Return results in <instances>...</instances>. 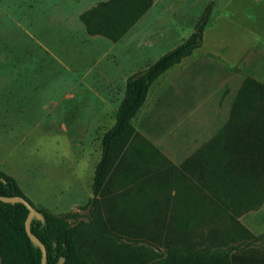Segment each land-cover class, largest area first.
I'll use <instances>...</instances> for the list:
<instances>
[{"label": "rangeland", "instance_id": "1", "mask_svg": "<svg viewBox=\"0 0 264 264\" xmlns=\"http://www.w3.org/2000/svg\"><path fill=\"white\" fill-rule=\"evenodd\" d=\"M100 1L0 0V171L36 209L88 221L102 139L115 125L127 79L187 40L209 10L201 47L153 83L133 120L123 161L139 165L122 166L103 201L144 229L162 214L171 222L174 207L183 216L193 207L199 240L232 243L229 232L244 228L263 234L264 191L233 192L237 201L260 198L252 208L226 210L207 193L196 208V179H182L180 170L229 122L245 78L264 84V0L153 3L118 42L89 36L80 21ZM131 146L149 153L148 162L132 156ZM152 171L168 173L169 187L154 184Z\"/></svg>", "mask_w": 264, "mask_h": 264}, {"label": "trees", "instance_id": "2", "mask_svg": "<svg viewBox=\"0 0 264 264\" xmlns=\"http://www.w3.org/2000/svg\"><path fill=\"white\" fill-rule=\"evenodd\" d=\"M152 5L153 0H109L84 12L81 20L89 34L118 42ZM209 21L208 10L187 40L127 79L115 125L102 139V157L95 168L94 198L88 221H80L76 214L75 223H71L37 209L43 220L34 217L31 230L47 248V264H61V259H64L63 264H233L230 257L233 251L264 245V233L256 236L245 228L241 232H229L232 243L219 239L213 243L211 235L199 240L190 225L195 215L193 207L185 212L186 221L180 213L182 210L174 207L171 222L166 224V215L162 214L154 226L144 229L130 226L125 212H119L113 209L112 203L103 201L116 172L125 164L133 169L140 163L139 160L125 163L123 155L135 138L133 120L144 106L151 86L201 47ZM131 148L132 156L148 162L149 153L135 146ZM152 172L154 184L169 187L168 173ZM180 176L196 179V208L206 198L200 193H207L212 203L226 210L252 208L261 202L258 197L253 200L249 197L247 202L237 201L233 192L242 191L251 196L254 191H264L263 83L245 78L233 103L229 122L183 162ZM0 195L21 196L34 206L18 182L2 171ZM177 198L184 200L186 206L191 205V197L184 198L178 193ZM159 203V199L154 200L153 210ZM28 215L29 210L24 204L0 201V264H42V251L26 232ZM176 222H179L178 227L174 226Z\"/></svg>", "mask_w": 264, "mask_h": 264}, {"label": "crops", "instance_id": "3", "mask_svg": "<svg viewBox=\"0 0 264 264\" xmlns=\"http://www.w3.org/2000/svg\"><path fill=\"white\" fill-rule=\"evenodd\" d=\"M106 1H109V0H102V1H100L99 3H101V2H106ZM167 0H153V3H154V5H153V7L155 6V5H157V4H165V2H166ZM98 3V4H99ZM98 4H96V5H98ZM95 5V6H96ZM95 6H93V7H95ZM92 7V8H93ZM153 7H151L146 13H145V15L140 19V20H142L143 18H145V17H147V15L149 14V12L153 9ZM91 9V8H90ZM90 9H88V10H90ZM88 10H86V11H88ZM85 11V12H86ZM84 13V12H83ZM82 13V14H83ZM81 14V15H82ZM139 20V21H140ZM80 21H81V23H82V25H83V27L85 28V30H86V33L89 35V36H91V37H94V36H102V35H91V34H89L88 33V31H87V28H86V25L84 24V22L81 20V16H80ZM138 21V22H139ZM136 25V24H135ZM134 25V26H135ZM133 28V27H132ZM131 28V29H132ZM130 29V30H131ZM129 30V31H130ZM128 31V32H129ZM128 34V33H127ZM126 34V35H127ZM102 37H104V36H102ZM104 38H106V37H104ZM106 39H108V38H106ZM109 40V39H108ZM111 41V40H110ZM113 42V41H112ZM231 261H232V263L233 264H264V245H261V246H251V247H248V248H246V249H244V250H236V251H233L232 253H231Z\"/></svg>", "mask_w": 264, "mask_h": 264}, {"label": "water", "instance_id": "4", "mask_svg": "<svg viewBox=\"0 0 264 264\" xmlns=\"http://www.w3.org/2000/svg\"><path fill=\"white\" fill-rule=\"evenodd\" d=\"M0 201L5 202V203H22L27 207V209L29 210V215L26 220V232L29 238L40 247L42 251V264H47V256H48L47 248L42 243V241L35 234H33L31 230L32 219L34 217H37L38 219L43 220L42 215L37 211V209L28 200H26L24 197H21V196L10 197V196L0 195ZM63 263H64V259H61V264Z\"/></svg>", "mask_w": 264, "mask_h": 264}]
</instances>
